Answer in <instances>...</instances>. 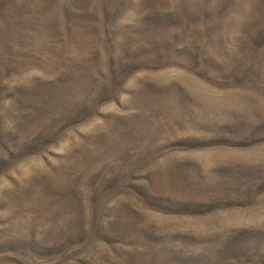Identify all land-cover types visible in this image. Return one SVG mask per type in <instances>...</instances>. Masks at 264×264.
<instances>
[{"label":"rangeland","instance_id":"374dc122","mask_svg":"<svg viewBox=\"0 0 264 264\" xmlns=\"http://www.w3.org/2000/svg\"><path fill=\"white\" fill-rule=\"evenodd\" d=\"M0 264H264V0H0Z\"/></svg>","mask_w":264,"mask_h":264}]
</instances>
